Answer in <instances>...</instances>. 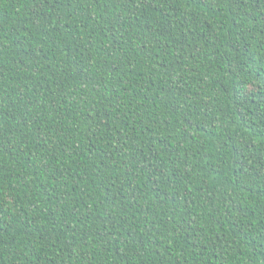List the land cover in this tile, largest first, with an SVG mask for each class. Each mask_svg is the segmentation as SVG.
I'll return each instance as SVG.
<instances>
[{
  "label": "trees",
  "instance_id": "obj_1",
  "mask_svg": "<svg viewBox=\"0 0 264 264\" xmlns=\"http://www.w3.org/2000/svg\"><path fill=\"white\" fill-rule=\"evenodd\" d=\"M0 264H264V0H0Z\"/></svg>",
  "mask_w": 264,
  "mask_h": 264
}]
</instances>
